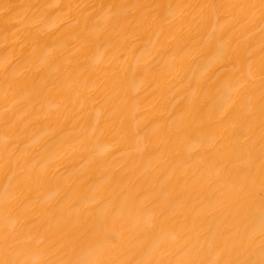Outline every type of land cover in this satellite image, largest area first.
Instances as JSON below:
<instances>
[{
    "label": "bare ground",
    "instance_id": "6f19581e",
    "mask_svg": "<svg viewBox=\"0 0 264 264\" xmlns=\"http://www.w3.org/2000/svg\"><path fill=\"white\" fill-rule=\"evenodd\" d=\"M0 264H264V0H0Z\"/></svg>",
    "mask_w": 264,
    "mask_h": 264
}]
</instances>
